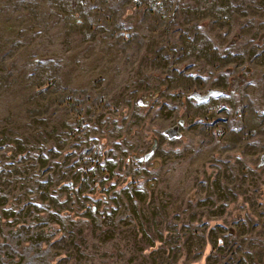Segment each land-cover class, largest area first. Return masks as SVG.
Returning a JSON list of instances; mask_svg holds the SVG:
<instances>
[{"label":"rangeland","instance_id":"1","mask_svg":"<svg viewBox=\"0 0 264 264\" xmlns=\"http://www.w3.org/2000/svg\"><path fill=\"white\" fill-rule=\"evenodd\" d=\"M0 264H264V0H0Z\"/></svg>","mask_w":264,"mask_h":264}]
</instances>
